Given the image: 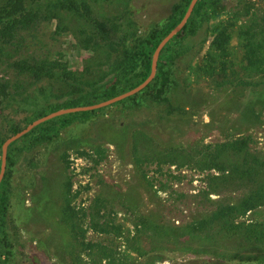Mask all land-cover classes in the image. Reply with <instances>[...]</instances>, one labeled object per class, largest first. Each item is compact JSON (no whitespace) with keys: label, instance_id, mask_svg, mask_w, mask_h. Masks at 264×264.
Wrapping results in <instances>:
<instances>
[{"label":"rangeland","instance_id":"1","mask_svg":"<svg viewBox=\"0 0 264 264\" xmlns=\"http://www.w3.org/2000/svg\"><path fill=\"white\" fill-rule=\"evenodd\" d=\"M86 1L89 15L117 24L108 34L115 40L122 29L144 36L176 0ZM222 5L221 18L249 7L239 22L264 14L262 0H222ZM205 26L185 36V50L167 66L164 95L183 112H168L164 102L126 96L71 116L63 126L56 123L61 116L52 118L43 124V137L16 142L5 184L12 264L33 259L37 264H264V248L222 235L215 222L206 228L196 224L216 203L233 202L242 190L232 180L217 179V191H212L206 173L218 172L195 170L187 156L190 147L204 151L230 137L249 136V150L264 155V75L241 68L242 50L233 33L228 57L233 74L225 72L232 82L215 86L220 73L197 70L211 39ZM91 28L83 13L60 11L19 34L27 44L10 46L0 55V78L11 85L0 104V136H12V125L25 128L45 103L43 95L57 94L60 85L16 79L6 62L19 54L59 56L82 79H96L117 58L121 45H109L97 31L99 44L85 49L77 40L84 36L80 30ZM13 83L20 86L15 90ZM263 215L264 210L253 214ZM105 221L107 232L93 225Z\"/></svg>","mask_w":264,"mask_h":264},{"label":"trees","instance_id":"2","mask_svg":"<svg viewBox=\"0 0 264 264\" xmlns=\"http://www.w3.org/2000/svg\"><path fill=\"white\" fill-rule=\"evenodd\" d=\"M189 1L176 0L173 2L168 14L161 21L151 24L144 36L122 29L113 40L108 38V34L112 28L116 29L117 24L111 18L100 20L89 15L90 9L86 0H0V55L7 52L10 46L16 49L22 47L23 43L27 44L26 36L19 39V34L23 33L24 35L26 30L37 20H49L56 17L60 11L83 13V16L87 17L94 26V29L80 30L84 36L77 41L85 49L93 50L99 44L94 39L97 31L100 32L101 38L107 37L105 41L109 45H121L117 58L111 61L106 70L101 71L98 78L94 79L93 77L90 80L82 79V73L70 70L66 62L62 61L59 56L19 54L15 58H10L6 65L14 73L16 79L18 77L31 81L46 79L55 84L60 83L57 94L48 91L52 94L47 92L43 95L45 103L34 110L29 122L57 109L89 105L108 99L139 84L150 71L152 52L155 46L179 22ZM248 8L244 6L243 11L234 10L229 12L225 18H221L220 16L225 12L222 0H196L183 26L161 47L157 56L154 76L143 88L124 99L131 100L139 95L144 99L166 103L168 112H183L179 107L173 106L169 98L164 95L169 82L167 66L173 58L185 50L183 41L185 36L194 33L204 24L211 39L197 70L204 75L220 73L222 79L216 80L215 86L232 82V80L229 82L230 78L225 77V72L229 69L230 75L233 74V67L229 65L230 60L228 59L229 41L233 33H235L238 39L237 43L242 50L241 68L264 75V14L256 18L257 20L245 19L239 22L240 17L248 14ZM244 12L246 13L244 14ZM61 29L62 27L57 25L56 33L61 32ZM240 81L242 82V80ZM10 86L7 80L0 78V104L3 98L9 95L8 87ZM19 86L20 83L12 85L15 90ZM50 95L53 96V99L48 100ZM96 109L98 108L53 116L35 124L7 143L5 167L0 179V264H12L13 257L12 242L8 238L5 225V184L11 173L13 164L11 156L12 150L17 147L16 142L31 141L30 143H32L37 137H43L42 134L47 128L43 124L52 118L61 116L62 118L56 123L63 126L69 121V117ZM21 129L16 125L10 126L11 134H15ZM37 132L39 134L35 136ZM4 140L5 137L0 136V156ZM248 140L249 136L230 137L226 141L209 146L204 151H201L197 146L190 147V150L187 151L189 161L195 170L201 172L213 169L218 172V175L206 173V183L212 191H217L213 186L217 179L224 182L232 180L237 185H241L242 190L233 202L216 203L208 217L199 220L196 224L201 228H206L215 222L217 223V232H221L222 235H233L240 240V243L246 242L257 248H264V215L261 218L253 216V214L262 213L264 210V155L249 150ZM247 211L252 212V216H244ZM95 213H98V210ZM239 216L240 218L244 217L236 219ZM93 225L98 231H108V222L106 221L103 226L98 223H93ZM110 225V227H114L112 224ZM150 261L149 263L153 262ZM31 264H37L36 260L33 259Z\"/></svg>","mask_w":264,"mask_h":264},{"label":"water","instance_id":"3","mask_svg":"<svg viewBox=\"0 0 264 264\" xmlns=\"http://www.w3.org/2000/svg\"><path fill=\"white\" fill-rule=\"evenodd\" d=\"M196 0H190L187 6L186 11L184 12L183 16L181 17V19L179 20V22L173 27L171 28L168 33L163 36L160 41L157 43V45L155 46L153 52H152V58H151V63H150V71L148 73V75L136 86L122 92L119 93L113 97H110L108 99L99 101V102H95L89 105H83V106H74V107H67V108H62V109H57L55 111L49 112L35 120H33L32 122H30L25 128L21 129L19 132L13 134L12 136H10L9 138H6L2 145H1V156H0V179L2 177L3 171H4V167H5V153H6V145L7 143H9L11 140H13L14 138L18 137L19 135H21L22 133H24L25 131L29 130L32 126H34L35 124L46 120L48 118H51L53 116L56 115H60L63 113H67V112H72V111H79V110H89V109H95V108H99L101 106H104L106 104L115 102L117 100H120L126 96H129L137 91H139L141 88H143L149 81L150 79L153 77L154 72H155V67H156V61H157V56L158 53L161 49V47L163 46V44L175 33L177 32L184 24L185 20L187 19V17L189 16L193 5L195 3Z\"/></svg>","mask_w":264,"mask_h":264}]
</instances>
